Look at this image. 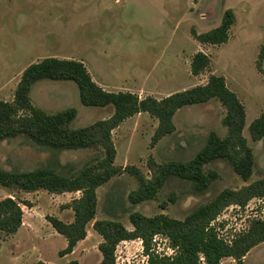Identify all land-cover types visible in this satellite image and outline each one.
Returning <instances> with one entry per match:
<instances>
[{"label":"rangeland","instance_id":"374dc122","mask_svg":"<svg viewBox=\"0 0 264 264\" xmlns=\"http://www.w3.org/2000/svg\"><path fill=\"white\" fill-rule=\"evenodd\" d=\"M229 9L236 22L227 43L201 45L193 38L191 30L202 34L219 27ZM263 42L264 0H0L1 100H14L23 72L34 63L46 58L75 60L90 73L99 52L114 57L118 67L129 66L121 78L99 73L108 91L130 92L142 99H162L205 85L210 75L222 76L245 107L244 136L255 156L253 175L247 182L226 160H217L205 167L207 172L218 174L205 192H195L190 182L171 178L155 200L136 205L130 203L129 194L138 188L137 180L128 174L114 177L97 189L96 219L87 225L86 239L77 244L69 257L60 256L67 241L46 217L71 223L74 213L68 206L81 194L56 195L43 190L26 193L0 186V200L10 197L23 210L20 233H0V264H69L74 260L79 264H100L102 255L98 248L102 237L94 230L95 221L120 222L129 231L133 230L129 216L134 212L183 221L221 192L240 190L264 179V139L254 142L248 130L264 112V76L258 69L261 64L264 70V60H259ZM198 52L206 54L211 65L201 75L193 76L191 61ZM30 97L32 104L47 114L76 109L72 129L88 127L114 114L112 106L82 105L78 86L72 81H39L32 87ZM225 113L216 99L184 107L174 116L176 131L154 147L151 140L158 121L147 113L138 114L112 132L117 151L115 164L135 166L151 178V157L158 164L190 161L206 145L210 133L221 138L227 135L222 123ZM101 155L98 148L41 147L24 136L0 141V169L11 172L46 168L71 176ZM257 220L264 221V199H253L246 207L230 205L212 224L220 236L234 241ZM158 238L153 243L154 250L165 253V243L161 241L165 237ZM261 244L247 253L245 264H264V242ZM115 257L116 264H145L147 260L139 240L121 242ZM231 259H224L221 264H237Z\"/></svg>","mask_w":264,"mask_h":264},{"label":"trees","instance_id":"16d2710c","mask_svg":"<svg viewBox=\"0 0 264 264\" xmlns=\"http://www.w3.org/2000/svg\"><path fill=\"white\" fill-rule=\"evenodd\" d=\"M236 22L233 10H227L219 27L202 34L191 30L193 38L201 45L218 46L228 42L230 30ZM264 60V42L259 53ZM210 58L196 53L191 61V73L199 76L210 68ZM259 71L264 76V70ZM72 81L79 89L80 101L86 107L104 108L112 106L114 114L94 124L72 129L70 124L77 116L76 109H67L47 114L34 106L30 93L39 81ZM216 99L225 108L222 120L227 128L224 138L210 133L206 145L187 162L171 161L158 164L151 157L148 161L151 178H147L135 166H116L117 151L112 141V132L126 120L147 113L158 121L151 140L156 146L163 138L176 131L175 114L184 107L201 105ZM246 110L238 96L231 91L222 76L210 75L205 85L173 93L163 99L151 96L140 98L130 92H108L93 79L82 62L46 58L26 68L17 86L14 100L0 99V141L24 136L38 146L55 150H80L98 148L102 155L88 162L71 176H63L51 169L38 168L29 172H11L0 169V186L26 193L47 191L50 194L80 193L68 208L74 213L71 223L47 216L54 230L67 241L60 252L61 257L73 253L78 243L87 237V225L96 219L97 189L111 179L128 174L138 182V188L129 194L131 204L155 200L171 178L191 183L193 190L205 192L218 178L215 171L205 167L217 160H226L234 172L245 182L253 175L255 156L244 136ZM254 142L264 139V112L248 128ZM253 199H264V179L253 182L240 190H225L209 203L197 208L183 221L164 215L147 217L139 212L129 216L133 230L111 220H97L94 230L102 237L99 251L100 264H116V247L125 241L142 242L147 264H221L226 258L245 264L244 257L251 249L264 242V221L251 223L249 230L234 241L220 236L212 223L230 205L246 207ZM174 202V198H170ZM23 226V210L20 204L7 197L0 200V233L16 235ZM164 236L175 250L171 257L161 256L154 250L155 236ZM38 264H44L42 262ZM69 264H79L70 261Z\"/></svg>","mask_w":264,"mask_h":264},{"label":"crops","instance_id":"0c3cea01","mask_svg":"<svg viewBox=\"0 0 264 264\" xmlns=\"http://www.w3.org/2000/svg\"><path fill=\"white\" fill-rule=\"evenodd\" d=\"M96 55L97 56L94 57L96 59L95 65H92V70L90 71V74L92 75V77H93V79H94V81L96 83H98L101 87H103L105 90L108 91V89L106 88L107 85H105V82L102 79L103 77H101L100 75L101 74L102 75H105V76L108 75L110 77H116V76L118 77L119 76L121 78V75H124V69H129L128 68L129 66H127V65L124 64L122 67H118L115 64V58L112 57V56L107 55L106 52H99ZM99 73H100V75H99ZM94 76H96V77H94ZM108 92H111V91H108ZM115 93H117V92H115ZM22 229L23 228L21 227L20 230L18 231V233H20V231ZM261 245L262 244L257 245L256 247H254V249L259 248ZM251 251H253V249ZM71 255L72 254L67 255V256L69 257ZM18 258L20 259V257H17V259H16L17 262L19 261ZM246 258L244 259V263H245ZM22 259H24V258H22ZM226 259H229V258H226ZM42 263H44V262H42Z\"/></svg>","mask_w":264,"mask_h":264},{"label":"built area","instance_id":"2783aa9c","mask_svg":"<svg viewBox=\"0 0 264 264\" xmlns=\"http://www.w3.org/2000/svg\"><path fill=\"white\" fill-rule=\"evenodd\" d=\"M261 201L262 200H259V202H261ZM212 226H213V224H212ZM158 240H159L158 236H155L154 237V240H153V243H156ZM161 241L165 243V245H164L166 247L165 253H159L158 251H156V253L159 254V255H161V256H169V257L173 256L175 254V250H173L170 247L169 240L167 238H164ZM162 251H164V249ZM146 259L147 260L145 261V264H147V261H148V257L147 256H146Z\"/></svg>","mask_w":264,"mask_h":264}]
</instances>
